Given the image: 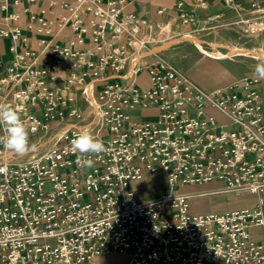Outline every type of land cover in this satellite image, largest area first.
<instances>
[{
    "label": "built area",
    "instance_id": "2783aa9c",
    "mask_svg": "<svg viewBox=\"0 0 264 264\" xmlns=\"http://www.w3.org/2000/svg\"><path fill=\"white\" fill-rule=\"evenodd\" d=\"M134 1L51 0L69 15L31 14L28 30L43 36L35 48L7 25L17 13L1 18L14 57L0 104L19 111L36 150L19 157L0 144V264H106L117 254L122 264H264V80L198 86L149 47V22L123 12ZM219 1L247 28L264 20L257 0ZM208 6L178 0L175 10L203 31L218 18ZM65 27L68 42L47 39ZM142 71L145 84L135 82ZM87 123L105 145L84 157L92 167L71 144ZM158 174L168 190L138 199L132 184ZM214 185L252 205L195 213L182 189Z\"/></svg>",
    "mask_w": 264,
    "mask_h": 264
},
{
    "label": "crops",
    "instance_id": "0c3cea01",
    "mask_svg": "<svg viewBox=\"0 0 264 264\" xmlns=\"http://www.w3.org/2000/svg\"><path fill=\"white\" fill-rule=\"evenodd\" d=\"M51 0H18L14 3L13 0H6L5 4L7 6L6 10H0V28H4L5 25L1 23V18L3 16H7L8 14L15 12L19 15V19L17 21H8L7 25L9 27H16L20 29V37L17 40V44L21 43L22 38H27L26 44L33 48L38 46V39L43 38L42 35H38L34 30H28L26 24L28 22V18L31 14H39L42 8H45L46 18L54 17L57 14L69 15V12L66 10H62L61 8L54 7L53 9L50 7ZM105 1V0H103ZM178 0H142V1H134L123 7V12H133L134 14L140 16L141 18L146 19L150 24V38L151 41L149 43V47L158 53V55L169 62L172 66H174L178 71L185 74L192 82L202 87L207 91H213L219 87L229 86L231 83L219 85L220 77L216 72H211L207 69L209 61L214 60H224L214 58L211 54L207 57L213 59L209 60L208 58L198 57V58H189V50L186 47H173L172 49L166 50L175 40L185 34V32L189 31L190 26L182 25L177 16V12L175 10V4ZM244 7H248L249 2L252 0H241ZM260 4L261 8L264 9V0H257ZM69 2L73 5L74 0H69ZM208 9L206 13H211L216 15L218 18L223 17L226 13V10L223 4L219 0H208ZM161 13H159V11ZM72 37V32L68 27L62 28L57 32L53 33V36H48L47 39L50 40L51 43H66ZM10 37L2 38L0 37V75H2L6 69V65L13 59L14 54L10 50L11 46ZM167 45V46H165ZM160 53V54H159ZM203 53V52H202ZM212 56V57H211ZM154 57H149L142 60L143 63L152 62ZM227 59V58H225ZM147 80V76L145 71H142L135 78V82L139 84H145ZM86 90V89H85ZM80 91V90H79ZM141 114V110L137 109L133 116H137ZM155 179L158 180L159 188L147 196L142 197V200H148L154 195L161 194L166 191V180L163 174L147 176L134 184L144 180ZM134 185V187H135ZM184 192L192 195V198H200L204 197V192H211L216 189L222 190L220 185L214 186H202V187H185L183 188ZM210 198L212 202L218 204H224L226 200H233L234 195L232 192L227 190H222L221 192H215L210 194ZM249 200L247 198H240Z\"/></svg>",
    "mask_w": 264,
    "mask_h": 264
},
{
    "label": "rangeland",
    "instance_id": "374dc122",
    "mask_svg": "<svg viewBox=\"0 0 264 264\" xmlns=\"http://www.w3.org/2000/svg\"><path fill=\"white\" fill-rule=\"evenodd\" d=\"M246 20V16L238 18L235 17V13L232 11H226L223 17L216 18L209 23V26H215L213 29L200 31L199 29L190 27L189 31L185 32L182 38L178 37L174 43L167 47L166 50L182 46L189 50V58L195 59L198 57H204L209 60L213 59L206 55L210 56L208 53L213 52L214 50L222 53H227L234 49L246 50L248 53L244 55L233 56L224 60L209 61L207 69L211 72L214 71L219 75V85L239 81L245 77H256L254 73L257 64L264 62L258 55V52H264V20L261 25L259 24L261 21H257L256 25L252 28H247L245 24ZM185 35L192 36L199 40L203 49L200 50L195 42L183 38ZM134 185L135 184H132V188L138 199L147 196L151 192L157 190L160 186L158 180L155 179L144 180L135 185V187ZM223 190L225 189L223 188ZM182 191H184V189H182ZM203 194L205 195L204 197L190 199L191 209L195 213L209 214L227 212L234 208L252 205L251 200H240V198L244 197L236 196L234 194V199H225L226 203L224 204L212 202V199L210 198L211 192H204ZM159 195L160 194L154 195L149 199H153ZM251 232L258 234L259 229L254 228ZM104 259L106 264H122L125 256L123 254H117L111 257H105Z\"/></svg>",
    "mask_w": 264,
    "mask_h": 264
},
{
    "label": "clouds",
    "instance_id": "9594fccd",
    "mask_svg": "<svg viewBox=\"0 0 264 264\" xmlns=\"http://www.w3.org/2000/svg\"><path fill=\"white\" fill-rule=\"evenodd\" d=\"M261 60L264 61V57ZM254 74L258 80H264V62L257 64ZM0 126H3L4 132V135L0 136V144L10 154L23 157L36 150L34 144H29L28 130L16 108L0 104ZM71 144L72 151L81 154L77 162L85 167H92L94 162L91 158L84 157L105 151L103 141L94 136L87 127L80 130Z\"/></svg>",
    "mask_w": 264,
    "mask_h": 264
},
{
    "label": "bare ground",
    "instance_id": "6f19581e",
    "mask_svg": "<svg viewBox=\"0 0 264 264\" xmlns=\"http://www.w3.org/2000/svg\"><path fill=\"white\" fill-rule=\"evenodd\" d=\"M183 38H185L186 40H189V41H192V42H195L196 44H197V46L200 48V50H202L203 48H202V46L200 45V41L199 40H197V39H195V38H193L192 36H189V35H185ZM166 46V45H165ZM157 49V48H156ZM156 49H155V51H156ZM214 50V49H213ZM206 53H208V52H206ZM248 52L246 51V50H242V49H234V50H231V51H229V52H227V53H222V52H219V51H213V52H210V53H208V54H211L214 58H218V59H225V58H231V57H233V56H238V55H244V54H247ZM258 55L262 58V57H264V52L263 51H260V52H258ZM85 93L88 95V96H90L91 97V86L89 85V86H87L86 87V90H85ZM92 102L94 103V101L92 100ZM94 111L96 112V109H94ZM96 117L95 118H93V123H95L96 122ZM69 124H74L73 122L72 123H69ZM85 127H87V128H89V130L90 131H92V128L90 127V124L89 123H87L85 126H84V128ZM165 180H166V178H165ZM166 186H167V181H166ZM168 190V187H167V189H166V191ZM165 191V192H166ZM165 192H163V193H165ZM184 192V191H183ZM186 193V192H185Z\"/></svg>",
    "mask_w": 264,
    "mask_h": 264
}]
</instances>
